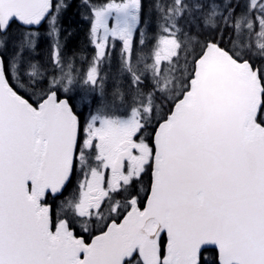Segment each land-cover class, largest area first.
I'll use <instances>...</instances> for the list:
<instances>
[{
  "label": "snow or ice",
  "instance_id": "1",
  "mask_svg": "<svg viewBox=\"0 0 264 264\" xmlns=\"http://www.w3.org/2000/svg\"><path fill=\"white\" fill-rule=\"evenodd\" d=\"M69 8L0 0V264H264V0L158 4L149 53L141 0L89 7L83 83L119 44L134 95L86 127Z\"/></svg>",
  "mask_w": 264,
  "mask_h": 264
},
{
  "label": "trees",
  "instance_id": "2",
  "mask_svg": "<svg viewBox=\"0 0 264 264\" xmlns=\"http://www.w3.org/2000/svg\"><path fill=\"white\" fill-rule=\"evenodd\" d=\"M159 0H141L142 2V13H143V19L148 21V32L151 33H156V22L158 19V12L156 10V6L160 3H158ZM70 2V8L68 12L66 13L65 16V24L64 27L65 29L71 30L72 31V36L67 39L66 47L64 48V54L65 56H70L74 55L75 59V64H77V51L81 52L82 49H84V38L86 37V41L89 42V20H88V13H89V7L91 6H102L105 3V0H69ZM170 3V0H167L163 6H167V4ZM162 5V4H161ZM45 28H41L40 32L42 37L45 35ZM154 35H149V43L145 47L144 51L146 53L150 52L151 49V42H152V37ZM204 36H201V40H203ZM50 44V41L46 38L42 39L40 47L37 51V56H40V50L47 48L50 52V47H44L46 42ZM50 46V45H48ZM87 47L93 48L91 44L86 45ZM39 58V57H38ZM46 61L48 60L47 58H44ZM44 61V60H42ZM45 62V61H44ZM181 63H183V53L181 54ZM116 78H111L109 75L108 79H113L117 84H112V83H107L113 88V92H109V94L105 95L104 92L102 91L101 96L103 99L109 97L114 98L116 100H120V97H124V102L127 101H132V97L134 93L131 92L128 84H122L125 81V77L121 76ZM116 85V88H115ZM99 89H97L98 91ZM96 94V93H95ZM119 94V95H118ZM73 104L75 105V101L79 98V93L76 92V90L73 91ZM105 96V97H104ZM61 97H64L63 94H61ZM95 97V96H94ZM120 101L116 102L119 103ZM123 102V103H124Z\"/></svg>",
  "mask_w": 264,
  "mask_h": 264
},
{
  "label": "flooded vegetation",
  "instance_id": "3",
  "mask_svg": "<svg viewBox=\"0 0 264 264\" xmlns=\"http://www.w3.org/2000/svg\"><path fill=\"white\" fill-rule=\"evenodd\" d=\"M84 42V49H82L81 52H78L77 51V54H81L83 55V60L81 61V65L85 68H90L91 66V63H92V59H93V56H94V49L93 48H90V47H87L86 45L90 44L88 41H86V37L84 38L83 40ZM112 58L114 59L113 62H105L102 66V69L101 71L104 72V71H107L108 74L111 76V77H116L117 75V69H118V66H114L116 60V53L112 55ZM99 75L97 74V77ZM106 83V82H105ZM110 83L112 84H115L116 82L115 81H110ZM101 100V98L99 97H93V102L95 103V105H97V103ZM105 102L109 103V104H112L111 101H109V99H106L104 100ZM76 103V101H75ZM132 103V101H125L123 103V107H120V113L121 114H127L128 110H129V105ZM113 104H116L118 107H119V104L116 103V102H113ZM87 106H82L80 108H75V111H76V114L78 116V119H79V122L81 124L82 127H86V124L87 122L89 121L90 119V112L87 110L86 108ZM95 108V107H94ZM94 111V110H92ZM75 181H76V178L73 177V181H72V184L68 186V189L64 192V194L62 196H60L57 200H56V204L59 205L61 203L62 200H64L65 197L68 196V192L71 191L73 185L75 184ZM95 230V229H94ZM79 231V230H78Z\"/></svg>",
  "mask_w": 264,
  "mask_h": 264
},
{
  "label": "rangeland",
  "instance_id": "4",
  "mask_svg": "<svg viewBox=\"0 0 264 264\" xmlns=\"http://www.w3.org/2000/svg\"><path fill=\"white\" fill-rule=\"evenodd\" d=\"M167 2V0H159L158 1V3H160V4H165ZM87 16H89V13H88V15ZM148 25H149V23H148ZM44 42H46V41H44ZM48 45H50L49 43H47L46 42V44H45V46L44 47H50V46H48ZM136 46L138 47V44H136ZM118 50H119V46H118ZM146 53V52H145ZM49 50L47 49V48H44V49H42V50H40V56H38L41 60H44L45 62H47L44 58H49ZM113 58L111 57V60L110 61H108L109 63L110 62H113ZM114 66L116 67V66H118V63H117V61L115 62V64H114ZM75 67H78V65L77 64H75ZM79 68V67H78ZM79 70V69H78ZM104 75H105V78L106 79H108L109 78V74H108V72L107 71H104ZM118 75V77H120L119 76V74H117ZM85 77L86 76V72L84 73H82V76H81V78L82 77ZM75 77H76V73H75ZM83 78H82V81H78V78L76 77V85H75V89L77 90V91H79V94H80V90L81 89H90V90H92L93 91V93H94V95L93 96H102V92L101 91H103L104 92V94L105 95H107V94H109V92H113V88L109 85V84H107V83H109V82H106V83H104L103 84V86L101 87V84L99 85V84H96V86H92V85H85L84 83H83ZM97 89H99L98 91H97ZM96 93V94H95ZM95 97V98H96ZM109 101H111L112 102V104H113V102H118V101H120V100H116V99H114V98H111V97H109ZM94 102H96V101H94ZM93 102V104H92V107L91 108H89L88 106L86 107L87 108V110L89 111V112H91L92 110H95V108L94 107H96V105H95V103ZM119 104V103H118ZM80 107H82V106H80Z\"/></svg>",
  "mask_w": 264,
  "mask_h": 264
},
{
  "label": "water",
  "instance_id": "5",
  "mask_svg": "<svg viewBox=\"0 0 264 264\" xmlns=\"http://www.w3.org/2000/svg\"><path fill=\"white\" fill-rule=\"evenodd\" d=\"M62 99H63V98H62ZM240 131H241V129H239V128L235 129V132H236L237 134H239Z\"/></svg>",
  "mask_w": 264,
  "mask_h": 264
}]
</instances>
